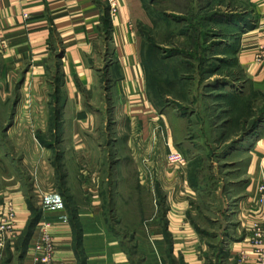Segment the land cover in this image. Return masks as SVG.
Wrapping results in <instances>:
<instances>
[{
	"label": "crops",
	"instance_id": "1",
	"mask_svg": "<svg viewBox=\"0 0 264 264\" xmlns=\"http://www.w3.org/2000/svg\"><path fill=\"white\" fill-rule=\"evenodd\" d=\"M247 1L254 18L239 30L234 54L252 88L264 93V66L255 60L264 54V0ZM10 108L11 122L0 128V209L13 201L21 234L2 251L0 264H34L42 222L52 224L55 262L136 263L108 224L101 166L107 156H115L110 200L115 208L131 204L140 264H169L167 255L181 264H237L241 254L246 264H258L251 239L254 222L264 223V120L235 153L241 157L232 182L236 203L217 254L209 255L191 219V160L175 166L161 153L166 137L185 154L191 148L189 119L149 97L131 0H119L114 16L106 0H0V118ZM144 141L142 164L135 149ZM35 209L40 221L28 234Z\"/></svg>",
	"mask_w": 264,
	"mask_h": 264
},
{
	"label": "rangeland",
	"instance_id": "2",
	"mask_svg": "<svg viewBox=\"0 0 264 264\" xmlns=\"http://www.w3.org/2000/svg\"><path fill=\"white\" fill-rule=\"evenodd\" d=\"M252 7L247 0H131L149 97L161 110L189 119L191 148L186 154L182 147L176 148L184 154L185 163L191 160L187 172L196 194L191 219L205 239L209 255L217 254L218 249H213L220 247L236 203L237 187L232 182L238 176L241 157L235 153L246 135L264 120V93L252 88L234 54L239 28L246 19L254 18ZM19 94L14 91L11 97L18 99ZM7 110L0 118L1 131L11 122L13 110ZM109 127L115 129V125ZM158 132L163 138L161 126ZM163 141L161 153L168 154L174 146L167 137ZM141 148L135 150L139 162L145 164L139 154L147 150L146 141ZM114 157H105L101 164L106 170L103 196L107 220L127 244L135 264H140L133 250L136 226L128 209L131 204H123L122 210L110 200L114 187L109 164ZM148 197L144 190L145 207ZM148 212L145 208L143 216ZM167 261L181 264L168 255Z\"/></svg>",
	"mask_w": 264,
	"mask_h": 264
},
{
	"label": "built area",
	"instance_id": "3",
	"mask_svg": "<svg viewBox=\"0 0 264 264\" xmlns=\"http://www.w3.org/2000/svg\"><path fill=\"white\" fill-rule=\"evenodd\" d=\"M22 2L24 0H17ZM110 7L112 16L119 11V0H106ZM257 63L264 66V54L258 53L255 57ZM167 161L171 165L180 166L185 163L184 154L177 148H170L167 154ZM259 200L264 202V183L259 187ZM38 231L34 237L33 243V261L34 264H62L53 259L55 250V241L52 230V224L42 222L38 224ZM252 242L256 246L258 264H264V223L255 221L252 227ZM21 229L16 222L15 207L12 200H9L3 209H0V255L2 251L11 242L17 241L20 237ZM248 261L246 255L241 254L237 264H246Z\"/></svg>",
	"mask_w": 264,
	"mask_h": 264
},
{
	"label": "trees",
	"instance_id": "4",
	"mask_svg": "<svg viewBox=\"0 0 264 264\" xmlns=\"http://www.w3.org/2000/svg\"><path fill=\"white\" fill-rule=\"evenodd\" d=\"M108 26V25H107ZM240 30H241V27L239 28ZM58 111V113L60 114V109L59 110H57ZM59 114H57V117L59 116ZM258 127V125L254 128V129H256ZM58 159H59V157H57V159H56V164H57V166H60L59 164V162L60 161H58ZM59 168V170H60V168L61 167H58ZM33 213H34V215H33V219L31 220V223H30V227H29V233L28 234H30L31 232H32V230L34 229V228H36L37 227V224L39 223V221H40V214H39V212L35 209L34 211H33Z\"/></svg>",
	"mask_w": 264,
	"mask_h": 264
}]
</instances>
